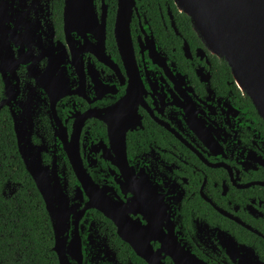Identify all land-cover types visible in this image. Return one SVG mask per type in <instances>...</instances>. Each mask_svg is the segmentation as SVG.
<instances>
[{"label": "flooded vegetation", "instance_id": "1", "mask_svg": "<svg viewBox=\"0 0 264 264\" xmlns=\"http://www.w3.org/2000/svg\"><path fill=\"white\" fill-rule=\"evenodd\" d=\"M92 2L0 0V114L57 264H264L251 98L175 0H135L133 54L117 40L120 1ZM21 150L59 197V254Z\"/></svg>", "mask_w": 264, "mask_h": 264}, {"label": "water", "instance_id": "2", "mask_svg": "<svg viewBox=\"0 0 264 264\" xmlns=\"http://www.w3.org/2000/svg\"><path fill=\"white\" fill-rule=\"evenodd\" d=\"M119 1L116 30L118 44L123 54H128L130 48L133 54L129 25L135 0ZM175 3L180 12L191 19L193 29L205 46L227 62L238 85L251 98L264 120V0H175ZM0 71L3 73L2 68ZM5 103L7 101L0 104V111ZM19 139L23 141L20 136ZM21 154L36 180L54 223V250L59 254L57 236L64 222L58 208L59 197H55L56 191L49 190V182L41 174L40 169L46 173L47 170L39 163L36 165L34 161L29 162L23 150Z\"/></svg>", "mask_w": 264, "mask_h": 264}, {"label": "trees", "instance_id": "3", "mask_svg": "<svg viewBox=\"0 0 264 264\" xmlns=\"http://www.w3.org/2000/svg\"><path fill=\"white\" fill-rule=\"evenodd\" d=\"M13 156L11 121L0 114V264H57L52 240L45 243L46 233L52 236V227L42 198L20 161L17 168ZM9 180L21 187L7 198L3 192Z\"/></svg>", "mask_w": 264, "mask_h": 264}]
</instances>
